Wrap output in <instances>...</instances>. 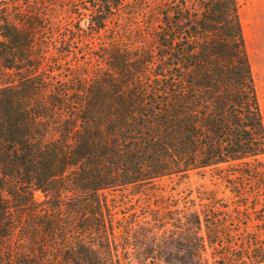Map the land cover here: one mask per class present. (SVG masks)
<instances>
[{
    "label": "trees",
    "instance_id": "trees-1",
    "mask_svg": "<svg viewBox=\"0 0 264 264\" xmlns=\"http://www.w3.org/2000/svg\"><path fill=\"white\" fill-rule=\"evenodd\" d=\"M263 156L238 0H0V264H264Z\"/></svg>",
    "mask_w": 264,
    "mask_h": 264
},
{
    "label": "rangeland",
    "instance_id": "rangeland-1",
    "mask_svg": "<svg viewBox=\"0 0 264 264\" xmlns=\"http://www.w3.org/2000/svg\"><path fill=\"white\" fill-rule=\"evenodd\" d=\"M240 17L243 24L244 35L251 59L253 74L256 82V87L261 103V108L264 116V0H238ZM65 32L63 35H66ZM121 38L122 44L136 46L140 44H149L150 37L140 30L138 20L129 21L122 27ZM109 36V32L103 33L100 36L103 41L96 40L91 44H101ZM86 43L78 41L73 45V50L81 53L88 50ZM91 47V46H89ZM54 52V51H52ZM76 59H73V62ZM85 59L79 60V63L74 65L76 68L83 66ZM264 163V156L260 158ZM160 187L157 197L173 196L180 198L192 192V198L198 201L200 192H215L219 197L229 199L231 197L226 189L224 180L217 175L214 170L203 172H193L187 178H164L157 182ZM257 223V222H255ZM253 226V224H251ZM250 229H253L250 227Z\"/></svg>",
    "mask_w": 264,
    "mask_h": 264
}]
</instances>
